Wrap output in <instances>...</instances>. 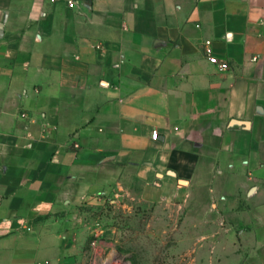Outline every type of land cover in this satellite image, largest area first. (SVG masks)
<instances>
[{
    "label": "crops",
    "instance_id": "1",
    "mask_svg": "<svg viewBox=\"0 0 264 264\" xmlns=\"http://www.w3.org/2000/svg\"><path fill=\"white\" fill-rule=\"evenodd\" d=\"M202 188L264 220V0H0V264H88L91 208Z\"/></svg>",
    "mask_w": 264,
    "mask_h": 264
},
{
    "label": "rangeland",
    "instance_id": "2",
    "mask_svg": "<svg viewBox=\"0 0 264 264\" xmlns=\"http://www.w3.org/2000/svg\"><path fill=\"white\" fill-rule=\"evenodd\" d=\"M215 196L216 189L202 188L187 202L109 199L90 213L119 264H264V220L224 219Z\"/></svg>",
    "mask_w": 264,
    "mask_h": 264
},
{
    "label": "built area",
    "instance_id": "3",
    "mask_svg": "<svg viewBox=\"0 0 264 264\" xmlns=\"http://www.w3.org/2000/svg\"><path fill=\"white\" fill-rule=\"evenodd\" d=\"M75 4L72 1H69V6L73 7ZM102 45H98L97 48H101ZM206 52L209 54V61L211 64L217 66L219 70L226 71L229 69V64L225 61L219 60L217 57L212 56L211 51V41H206L205 43ZM255 60V59H254ZM159 137V131L154 130L152 133V138L157 140ZM78 148V145L75 146ZM103 231L100 228H97L93 233V238L90 243L91 255L89 257L88 264H119L118 260H115L107 254H105L100 246L102 239Z\"/></svg>",
    "mask_w": 264,
    "mask_h": 264
}]
</instances>
